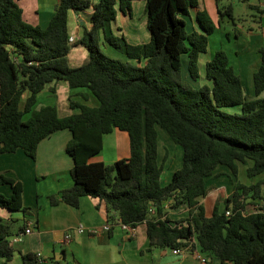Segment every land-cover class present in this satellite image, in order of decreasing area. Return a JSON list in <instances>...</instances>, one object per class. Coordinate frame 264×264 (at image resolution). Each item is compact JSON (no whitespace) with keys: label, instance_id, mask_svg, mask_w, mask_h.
I'll return each instance as SVG.
<instances>
[{"label":"trees","instance_id":"16d2710c","mask_svg":"<svg viewBox=\"0 0 264 264\" xmlns=\"http://www.w3.org/2000/svg\"><path fill=\"white\" fill-rule=\"evenodd\" d=\"M144 1L150 40L130 44L110 26L116 5L130 13V0H59L44 28L23 19L17 0H0V156L20 149L34 159L41 140L66 129L71 133L65 150L72 159L73 184L60 190L58 198L49 196L52 205L77 207L82 196L97 198L106 204L108 223L116 218L130 227L145 222L150 249L190 245L220 264H264V178L249 185L233 181L231 192L216 200L210 215L198 202L209 190L208 180L223 174L216 171L219 165L234 177L238 164L247 162V177L264 174V51L259 50L261 62L252 75L254 98L244 95L241 78L222 50L205 62L208 84L193 88L182 81L180 56L186 54L188 73L197 80L199 55L207 52L208 35L217 24L206 9H197L198 0ZM223 1L215 0L217 23L225 18L235 24L232 5ZM89 7L91 24L78 41L87 57L71 66L67 54L76 44L68 41L67 14ZM249 7L258 14L252 21L261 31L264 9ZM191 9L198 29L187 32L185 18ZM255 26L246 31H255ZM100 31L103 41L130 61L105 55ZM58 81L70 90H86L68 97L69 108L77 112L60 116L55 105L35 110L37 94ZM24 91L29 96L21 108ZM88 94L97 105L86 103ZM77 95L82 102L73 99ZM226 107H239L240 113L222 110ZM157 127L182 149L181 165L165 184L160 179ZM114 129L127 133L129 156L112 164L91 161L102 149L103 136ZM0 185L11 190L8 197L0 193V208L25 211L21 183L0 173ZM166 201L169 208L186 204L188 216L169 219ZM25 227L12 233L0 218V264L11 260L14 246L9 239ZM20 259L21 264H42L33 252Z\"/></svg>","mask_w":264,"mask_h":264},{"label":"crops","instance_id":"0c3cea01","mask_svg":"<svg viewBox=\"0 0 264 264\" xmlns=\"http://www.w3.org/2000/svg\"><path fill=\"white\" fill-rule=\"evenodd\" d=\"M89 1L91 4H95L99 0ZM58 2L59 0H17L22 9L23 19L42 28L48 25ZM130 4V13L120 11L116 5V16L110 24L111 29L115 35L123 36L130 44L147 43L150 40V33L147 28L145 1L130 0ZM250 4L264 9V1L258 0V3ZM197 9H206L209 14L214 15L212 18L219 28L224 23H232L229 20H225V18L220 23H217L218 16L215 0H198ZM92 11V7L79 11H68V34L69 37L74 38L73 43L76 44L67 54L68 63L71 66L82 64L87 57V50L78 41L82 37L84 29L90 27ZM194 14L195 9H191L189 19L193 23V28L198 29ZM232 28L234 29L233 25ZM261 31V33H264L263 26ZM237 32L238 35L244 33ZM247 34L250 38L256 36L254 31L247 32ZM99 35L100 48L105 54L113 58H120L122 61H130L122 52L119 53V51L103 41L101 31ZM201 55H199L198 64ZM260 62L261 59L256 67L250 68L251 77ZM238 75L240 76V74ZM76 92L87 93L85 89L70 90L64 81L52 82L37 94L34 109L38 110L44 105H55L60 116L77 112V109L72 110L68 105L69 95ZM28 96V91L22 93L21 108H23L24 101ZM87 97L86 103L97 105V101L93 96L88 94ZM73 99L82 102L79 95L73 96ZM28 117L29 114L27 113L23 116V119L25 120ZM160 135L165 140V142H161V147L163 148V145L165 146L166 144L168 152L164 156H160L161 149H158L159 162L165 158L160 176L161 182L165 184L171 179L173 172L181 165L182 149L176 145L174 146L166 134ZM70 137L71 133L66 129L52 133L38 143L34 159L26 156L20 149L0 156V173L12 177L21 183L22 205L26 208L25 211H11L0 208V218L9 223L12 233H15L21 226L26 225L28 221H33L34 223L32 232L24 235L21 242L13 245V257L5 264H12L15 261L21 264V255L26 252L40 253L43 259L42 264H48V262L52 264L54 262H59L60 264H220L217 258L203 253L200 254L206 257L207 261L205 263L200 262L188 252L173 253L172 249L157 247H151L150 249L145 222H140L135 227H129V230L124 229L117 221V218L116 221L108 223L106 204L97 198L82 196L77 207H72L63 202L52 205L49 201V196L54 195L58 198L60 190L69 188L73 184L70 176L72 159L65 150L66 143ZM167 145L170 146V149L167 148ZM173 151H175L176 158L174 155L172 156ZM128 156L129 140L127 133L114 129L103 136L101 151L90 160L112 164L118 159ZM249 164V162L246 164L239 163L237 176L243 174ZM166 167L168 169L163 181L162 175ZM216 171L222 172L220 169L217 170V168ZM227 178L229 179V177ZM263 178L264 174H260L250 178V181L240 182L249 185ZM212 179H210L211 186L207 194L198 201L204 206L206 215L211 214L216 200L224 199L231 192L228 191L224 183L218 180H216L215 188L212 185L214 183ZM228 181H230V190H232L233 181L230 179ZM214 189H216V197L211 194ZM218 190L225 191L217 195ZM0 193L6 197L10 196V187L8 185H0ZM260 194L262 196L260 203L264 204V184L261 185ZM165 206L167 207V216L171 220H180L188 216L189 208L186 204H181L176 208H169V202L166 201ZM253 208L251 204L247 206L248 211L253 210ZM79 224L85 227L83 232L76 230ZM106 225L110 229H105L104 226ZM66 233L71 234V240L68 243L63 242V237Z\"/></svg>","mask_w":264,"mask_h":264},{"label":"rangeland","instance_id":"374dc122","mask_svg":"<svg viewBox=\"0 0 264 264\" xmlns=\"http://www.w3.org/2000/svg\"><path fill=\"white\" fill-rule=\"evenodd\" d=\"M263 1V0H261ZM224 4L230 3L233 8V17L235 20V24L231 23L234 27L232 28L231 24H222V27H218V25H215V30L208 35V48L207 53H203L200 56L199 64H198V70H199V77L197 80H193L187 69V57L186 54L183 53L180 56V72H181V78L182 81L189 84L193 88H198L199 86L203 85L204 83L208 84V81L204 77V66L205 61L213 55L214 52L217 50H222L226 53L228 57L229 64L233 67L235 72L237 74H240L241 82H242V89L244 92V95L248 99L254 98V88L252 84V77L250 73V68L256 67L257 63H259L261 59V54L259 52L260 49L264 51V33H261L260 29H258L254 23L253 19H258V14H256L255 10L250 9L249 4L250 3H258V0H250L249 3L241 2L239 0H224ZM211 15V19L214 15ZM186 26L185 29L187 32L191 31L193 28V23L189 19V17H186ZM227 20V19H225ZM214 21V20H213ZM228 21V20H227ZM253 25L255 26L254 29V35L251 38L247 34L246 29L248 26ZM261 25L264 27V14L261 15ZM240 31L242 33L241 35H236V32ZM241 36V37H240ZM118 51V50H117ZM105 53V52H104ZM119 53H121L119 51ZM107 55V54H105ZM120 55V54H118ZM110 57V56H108ZM112 58V57H111ZM120 59V58H116ZM121 60V59H120ZM222 110L229 112V113H236L239 114L240 110L239 107H226L222 108ZM158 137H159V146L158 149H161V155L164 156V154H167L166 150V144L163 145V148L161 147V142H165L163 136L160 134H164L165 132L157 127ZM175 146V144H174ZM167 148L170 149V146L167 145ZM178 148V147H177ZM176 158L175 151H173L172 156ZM165 161L164 159H161V162L163 163ZM243 168V167H242ZM168 168L166 167L164 169V173L162 175V180H165V173ZM221 170L223 174L219 176L218 178H213L212 185L216 188V180L220 181L221 183H224L226 188H228V191L230 192L231 184L228 181L229 179L231 181H241V182H247L250 181V178L246 176L245 171H243V174L238 175L237 177H234L231 172L228 170L226 166L219 165L217 167V170ZM228 174L226 175V173ZM229 177V179L227 178ZM233 178V179H232ZM163 180V181H164ZM211 181V182H212ZM211 186L210 180H208L207 187L209 188ZM225 190H218L217 195L223 193ZM213 197H216V189L212 190ZM12 264H20V262L15 261ZM48 264H52L48 262Z\"/></svg>","mask_w":264,"mask_h":264},{"label":"built area","instance_id":"2783aa9c","mask_svg":"<svg viewBox=\"0 0 264 264\" xmlns=\"http://www.w3.org/2000/svg\"><path fill=\"white\" fill-rule=\"evenodd\" d=\"M68 41L70 43L74 42V38L73 37H68ZM243 212H246L245 210ZM226 215H229V210L225 212ZM122 227L126 230H129V227L128 225H125V224H122ZM33 221H28L27 224H26V227L23 231L21 232H18L16 234H14L13 236L10 237L9 241H10V244L11 245H14L15 243H18V242H21L22 239H23V236L26 235V234H30L33 230ZM105 229H108V225L104 226ZM76 230L78 232H83L85 230V227L82 225V224H79L77 225L76 227ZM71 240V234L70 233H66L63 237V242L65 243H68L70 242ZM173 253H185V252H188V253H191L194 257H196L200 262L202 263H205L207 260H206V257L205 256H202L199 251L197 249H192L190 245H187V246H184V247H181V248H176V249H172ZM37 256H38V260L40 262H43V259L41 257V254L40 253H36Z\"/></svg>","mask_w":264,"mask_h":264}]
</instances>
